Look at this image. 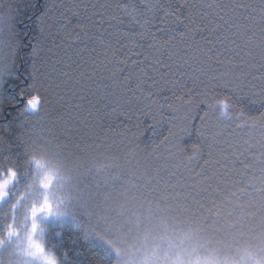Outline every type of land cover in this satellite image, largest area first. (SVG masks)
Returning <instances> with one entry per match:
<instances>
[{
  "label": "trees",
  "instance_id": "16d2710c",
  "mask_svg": "<svg viewBox=\"0 0 264 264\" xmlns=\"http://www.w3.org/2000/svg\"><path fill=\"white\" fill-rule=\"evenodd\" d=\"M46 2L53 35L40 41L37 86L49 103L12 128L0 120V263L10 231L52 202L43 195L53 188L68 216L43 238L57 264H115L83 207L102 205L111 191L128 198V224L138 209L143 228L174 230L166 251L174 261L264 264V0H161L183 6L187 29L175 17L130 24L117 5L142 9L143 0ZM8 4L25 0H0V14ZM225 11L249 21L235 44L211 32ZM13 15L16 34H0V67L15 63L25 90L38 14ZM209 97L229 98L230 110H206Z\"/></svg>",
  "mask_w": 264,
  "mask_h": 264
},
{
  "label": "rangeland",
  "instance_id": "374dc122",
  "mask_svg": "<svg viewBox=\"0 0 264 264\" xmlns=\"http://www.w3.org/2000/svg\"><path fill=\"white\" fill-rule=\"evenodd\" d=\"M50 189L43 196L49 194L53 201L46 202L42 210L32 213L20 228L10 231L3 243L5 253L1 254L0 264H57L53 255L45 249L43 238L50 226L65 220L68 216L57 209L58 200L59 202L64 200L59 190ZM61 191H64L63 188ZM127 200L128 198L121 192L111 191L107 199L104 198L102 205L95 201L93 203L91 201V206L83 203L85 212L91 217V223L100 227L95 232L91 230L92 234L104 243V248L113 256L115 264H185L177 262L176 259L174 261L166 252L167 237L174 236V230L170 227H164L165 224L158 221L159 227L143 228L138 222L140 210L137 208L135 222L127 223L126 216L131 208ZM160 218L159 216L158 220ZM146 235L151 237L149 243L143 240ZM129 237L138 239L132 241ZM127 239L134 242V246L130 245ZM170 243L173 246V241L170 240ZM147 244L151 249L146 247Z\"/></svg>",
  "mask_w": 264,
  "mask_h": 264
},
{
  "label": "snow or ice",
  "instance_id": "6c2138e0",
  "mask_svg": "<svg viewBox=\"0 0 264 264\" xmlns=\"http://www.w3.org/2000/svg\"><path fill=\"white\" fill-rule=\"evenodd\" d=\"M54 6H50L46 0H25V6L21 7L19 4L12 5L8 4V15L4 16L0 14V34L7 32L9 35H15V25L13 21L16 17L13 13H23L27 16L28 12L37 13L36 20L39 23V39L37 43L31 47V71L28 73V78L32 83L25 90L20 89L19 81L23 77V72L17 75L15 71V63L11 65H4L0 67V120H3L9 128L13 127L14 122H20V118H28L30 116H38L44 110V107L49 101L46 99L43 92L37 86V74L40 69L37 67V60L41 55L42 48L40 46V41L47 38V36H52L49 25L53 22V9ZM117 7L129 16V23L136 25L138 28H144L147 25H154L157 18L161 23L165 22L170 17H175L172 21L176 25H183L185 29L189 27L192 22L191 16L185 17V20H181L179 15H177L178 9H182L183 6L176 5L175 7L171 2L165 4L161 0H143V8H138L135 4L127 3L123 5H117ZM212 5H209L211 8ZM221 8H226V6L221 5ZM247 7V6H246ZM70 8H66L64 12L59 14L56 18V22H59L61 18L67 19L66 13L70 12ZM235 12L236 9H233ZM254 11V10H253ZM147 13H151L150 18H143ZM159 15V17L157 16ZM75 15V13H73ZM251 15V13H249ZM225 16H228L225 19ZM219 23L216 27L211 29L212 34L216 39L223 44L225 41H229L233 44L236 43V39L240 37L248 36L251 29L249 28V21L243 15L240 17L228 15L225 11L224 15L217 14ZM112 20H118L123 23L121 17L112 16ZM22 23V21H21ZM95 23V22H93ZM87 25L77 23L73 30L78 29L80 32L87 34ZM67 30V25H64ZM232 33V35H228ZM70 36L71 33H68ZM2 42V41H0ZM71 46V45H69ZM10 48H16L19 50V44L9 43ZM15 55V53H14ZM159 62V61H158ZM67 75V73H65ZM12 77L13 82L10 84L8 78ZM151 95V93L149 94ZM207 96V93H205ZM181 99V97H177ZM206 110H211L213 108H218L222 113H227L230 110L229 98L217 100L215 97H209L205 102ZM77 108L80 106L77 105ZM162 107V106H161ZM12 113H16L15 121L13 119ZM244 113L240 112L238 115L239 119H243Z\"/></svg>",
  "mask_w": 264,
  "mask_h": 264
}]
</instances>
